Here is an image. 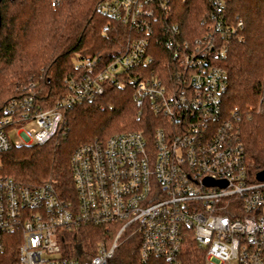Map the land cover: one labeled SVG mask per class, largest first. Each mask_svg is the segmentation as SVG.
I'll return each instance as SVG.
<instances>
[{
  "label": "built area",
  "instance_id": "2783aa9c",
  "mask_svg": "<svg viewBox=\"0 0 264 264\" xmlns=\"http://www.w3.org/2000/svg\"><path fill=\"white\" fill-rule=\"evenodd\" d=\"M169 1H101L99 10L133 32L124 50L106 64L80 58L70 94L53 107H36L32 85L7 103L0 152L50 140L65 111L96 99L108 84L130 85L139 113L148 105L155 116L151 131L117 132L74 152L73 200L51 182L28 185L0 175V249L17 239L20 264H109L127 241L137 247L136 264H184L192 242L203 250V264H264V180L253 178L246 162L239 114L223 110L228 78L215 63L243 21H229L225 0H210L206 28L181 38L178 24L165 19ZM160 32L167 37L157 41L173 57L164 70L152 67V37ZM249 109L264 113V87ZM82 225H104L107 235L95 246L67 249L64 232Z\"/></svg>",
  "mask_w": 264,
  "mask_h": 264
},
{
  "label": "trees",
  "instance_id": "16d2710c",
  "mask_svg": "<svg viewBox=\"0 0 264 264\" xmlns=\"http://www.w3.org/2000/svg\"><path fill=\"white\" fill-rule=\"evenodd\" d=\"M103 0H1L0 1V117L7 103L35 93L36 107L50 108L70 94L68 80L77 73L82 57H98L103 64L120 54L133 32L122 22L98 8ZM55 2V4H53ZM229 21L243 26L227 38V51L218 63L228 78L223 110L236 119L251 175L264 170V113L255 105L264 87V0H225ZM168 23H176L181 38H193L206 28L203 21L213 9L210 0H170ZM105 25L110 29L104 31ZM153 36L155 62L164 68L172 60L171 51ZM168 63V62H167ZM130 85L108 84L103 94L92 101L70 107L57 134L42 144H22L0 152V175L13 177L28 185L51 182L64 199H75L72 156L82 145L111 134L129 130L153 129L154 113L146 105L139 113ZM65 247L96 245L107 235L104 225H82L64 232ZM111 236V235H110ZM19 241L7 240L0 249V264H20ZM64 244V243H63ZM137 247L127 241L109 264H136ZM204 252L190 243L184 264H203ZM147 264H167L152 259Z\"/></svg>",
  "mask_w": 264,
  "mask_h": 264
},
{
  "label": "rangeland",
  "instance_id": "374dc122",
  "mask_svg": "<svg viewBox=\"0 0 264 264\" xmlns=\"http://www.w3.org/2000/svg\"><path fill=\"white\" fill-rule=\"evenodd\" d=\"M255 113H259V112H256V111H254ZM36 125V123L35 122H32V123H30V124H28L27 126H35ZM26 126V127H27ZM11 129H9V133H10V135H11V137L13 138V139H15V138H18V135H16V131L15 130H12V131H10ZM124 245V244H123Z\"/></svg>",
  "mask_w": 264,
  "mask_h": 264
},
{
  "label": "water",
  "instance_id": "95a60500",
  "mask_svg": "<svg viewBox=\"0 0 264 264\" xmlns=\"http://www.w3.org/2000/svg\"><path fill=\"white\" fill-rule=\"evenodd\" d=\"M1 1V0H0ZM256 177L257 179L259 180H264V170H261L259 171L257 174H256ZM208 183L211 182V181H207Z\"/></svg>",
  "mask_w": 264,
  "mask_h": 264
}]
</instances>
